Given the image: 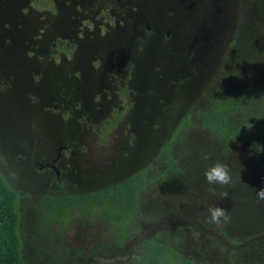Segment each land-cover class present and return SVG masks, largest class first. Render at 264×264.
Returning <instances> with one entry per match:
<instances>
[{"label": "rangeland", "instance_id": "obj_1", "mask_svg": "<svg viewBox=\"0 0 264 264\" xmlns=\"http://www.w3.org/2000/svg\"><path fill=\"white\" fill-rule=\"evenodd\" d=\"M216 105L236 137L202 125ZM177 129L184 172L154 186L134 237L52 214L47 195L121 182ZM215 161L229 184L205 180ZM0 173L27 264H135L169 228L199 264H264V0H0Z\"/></svg>", "mask_w": 264, "mask_h": 264}, {"label": "trees", "instance_id": "obj_2", "mask_svg": "<svg viewBox=\"0 0 264 264\" xmlns=\"http://www.w3.org/2000/svg\"><path fill=\"white\" fill-rule=\"evenodd\" d=\"M202 125L222 137H236L237 128H230L225 109L216 105L201 118ZM179 130L161 147L156 163L149 164L121 182L94 191L76 194L47 195L53 215L67 218L82 211L106 219L113 242L122 244L140 230L142 204L154 186L178 177L184 172L175 149ZM18 192L0 173V264H27L22 252L19 232ZM184 235L180 229H163L144 241L143 256L135 264H199L181 252Z\"/></svg>", "mask_w": 264, "mask_h": 264}, {"label": "clouds", "instance_id": "obj_3", "mask_svg": "<svg viewBox=\"0 0 264 264\" xmlns=\"http://www.w3.org/2000/svg\"><path fill=\"white\" fill-rule=\"evenodd\" d=\"M204 178L209 185H224L231 182V177L227 170V166L221 161H215L207 166L204 171ZM255 191L257 197L264 198V185L256 188ZM226 194V192H222L221 196H225ZM209 214L211 221L214 223H219L221 219H223L225 222L228 220L227 210L220 205L210 206Z\"/></svg>", "mask_w": 264, "mask_h": 264}, {"label": "flooded vegetation", "instance_id": "obj_4", "mask_svg": "<svg viewBox=\"0 0 264 264\" xmlns=\"http://www.w3.org/2000/svg\"><path fill=\"white\" fill-rule=\"evenodd\" d=\"M62 147V145H60V148ZM59 148V149H60ZM42 165V164H41ZM48 166H50V167H52L54 170H55V172H59V170H58V168L54 165V163L52 164V163H48L47 164ZM41 167H43V166H41ZM58 174V173H57Z\"/></svg>", "mask_w": 264, "mask_h": 264}, {"label": "water", "instance_id": "obj_5", "mask_svg": "<svg viewBox=\"0 0 264 264\" xmlns=\"http://www.w3.org/2000/svg\"><path fill=\"white\" fill-rule=\"evenodd\" d=\"M59 174V172H57Z\"/></svg>", "mask_w": 264, "mask_h": 264}]
</instances>
